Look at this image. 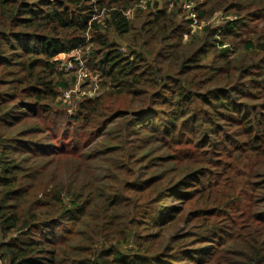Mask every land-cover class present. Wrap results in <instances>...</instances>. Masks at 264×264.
Returning a JSON list of instances; mask_svg holds the SVG:
<instances>
[{
	"label": "trees",
	"instance_id": "1",
	"mask_svg": "<svg viewBox=\"0 0 264 264\" xmlns=\"http://www.w3.org/2000/svg\"><path fill=\"white\" fill-rule=\"evenodd\" d=\"M188 1L202 2L191 9L198 19L229 2ZM236 1L226 10L237 21L225 26L219 43L209 31L183 43L192 21L178 2L0 0V264H180L173 255L180 238L165 237L170 210L154 217L144 205L158 189L179 194L180 185L151 177L148 163L146 173L137 171L141 147L134 140L138 130L155 134L157 127L174 140L185 124L201 123L195 101L240 127L247 149L237 155L243 180L226 187L236 211L229 231L213 225L203 236L213 244L184 250V257L191 264H264V114L235 100L253 99L240 89L245 78L264 96V31L242 39L247 9L264 0ZM229 36L239 41L225 47ZM240 46L245 58L232 61ZM216 47L222 65H204ZM79 49L74 71L55 61ZM84 68L87 82L95 75V95L77 99L78 92L70 96L71 113L64 106L54 111L77 78L63 76ZM242 182L246 189L235 196ZM214 204L202 210L204 217L225 207Z\"/></svg>",
	"mask_w": 264,
	"mask_h": 264
},
{
	"label": "rangeland",
	"instance_id": "2",
	"mask_svg": "<svg viewBox=\"0 0 264 264\" xmlns=\"http://www.w3.org/2000/svg\"><path fill=\"white\" fill-rule=\"evenodd\" d=\"M230 1L231 0H229V2ZM255 1L257 2L258 0ZM188 2L190 3L191 9L193 5L195 6L197 3H202L198 1H193V4L190 1ZM229 2L217 5L207 17L202 19L196 17L198 26L192 28L189 23L190 33L188 37L187 35L183 37V43H188L191 38L202 37L203 33L206 31H209L212 34L213 39L219 43L223 37L222 34L224 32L222 30L225 26L237 21L235 12L231 9L228 11L226 10ZM237 4L238 2L235 0L234 6ZM209 7L210 9L212 8V6ZM258 9L264 10V1L259 7L255 6L251 10L247 9L244 21L247 19L250 20L244 22L246 24L244 33L246 34L242 35V39L251 37L253 35L252 31H258L259 33L264 31V13H257L256 10ZM241 30H243V28L239 27L237 32L242 33ZM225 38V47L235 45L239 41V39H233L230 36ZM123 47L125 50L126 45H123ZM243 48V46L235 48L236 52L232 54V61L233 59H236L237 56L239 62L245 58ZM217 53L218 47L210 49V54H208L207 58L203 61V64L211 66L222 65L221 61L217 58ZM261 53L262 52L256 54L254 58H260L262 56ZM81 54L82 53L79 49L66 56H60L56 58L55 61L61 62L62 65L71 64L72 67L67 70L74 71L73 69L75 68V65L70 61L72 58L80 59L82 57ZM83 63L84 62L80 65L81 68H83ZM84 69H78L70 75L67 74L63 76V79L71 82L72 77L76 75V82L69 89L68 94L73 95L79 92L80 94L77 95V99L85 96L92 97V95H95L96 93V91L94 92L95 88L93 89L94 86L92 84V82L95 81V75L90 73L91 76L87 82V78L80 76V73H87V69ZM237 75L238 73L235 74V76ZM251 79L252 78L240 79L239 82L243 84L240 89H244L243 91L245 93H254L253 99L250 101L235 100L246 105V108L253 106L252 109L256 110L257 113L264 114V96L260 98L259 95H257L258 92L262 90H252V84H250L252 83L250 82ZM65 93H67V91L64 92V95ZM64 95L56 99L53 109L54 111L63 110L64 106L66 107L64 110L71 113L70 111L75 109V105L71 102L70 96L66 98ZM194 105L197 110H201V123L192 121L189 124H185L184 128L177 131V136L174 137L175 141L165 140L159 134L162 127L161 129L160 127H157L158 132L155 134L150 132L147 133L146 130L144 132H139L140 130H138L137 136L134 140L136 143H139L141 147L140 151H136L137 160L140 161L137 166V171L140 173H146L143 169H146L149 165V167H153L149 169V173H155L151 175V177L155 176V178H163L165 181L177 179L173 185H180L177 190L179 194L174 191L168 193L165 191L164 194H158L160 191L158 189L157 192L149 197L144 204L150 215H155L154 217H158L161 210H170L167 217H171L173 220L168 227L166 226V230H164L165 237L167 242L172 241V239L176 237L180 238L179 242L175 244V251L173 252V255L179 257L180 260L177 261V263L180 264H191V261L184 257V252L182 251L188 250L189 252L200 250L199 252H201L202 248L209 247V245L213 244L212 242L203 243V236H205L206 233L211 232L210 229L213 228V225H216L218 228L222 229V231H229V220L232 219V214L235 210L230 207V201L232 198L227 199V197L231 195V192L226 190V187H228L229 182L237 185V182L240 183V181L243 180L242 176L237 173V171L241 174L243 173L241 166H239L237 161V155L242 150L247 149L246 147H243L246 144L245 138L240 134L242 133L240 127H236V125H233L230 122H220L217 118L220 113H216L213 109L205 107L198 101H195ZM159 111L168 117V111L166 108H161ZM186 117H189V114H187ZM183 121H185V119ZM214 121H217V123H215L217 128L211 125ZM157 123L159 124V121ZM219 127L220 129H218ZM181 133H183L182 137H178ZM157 135L158 138H156ZM33 137L34 138L32 139H35L40 143L43 141L46 143L48 142L47 139L43 138V135H34ZM177 140H183L184 142L186 141V143L182 146H178L179 142H176ZM63 141L68 143V140L66 139H63ZM23 154L25 153H20L16 157L24 156ZM247 154L251 153L249 152ZM242 155L245 156L243 153ZM144 159L146 161H144ZM244 159L245 158L241 159L243 163L246 162ZM235 166L236 170L234 169ZM138 168L141 170H138ZM249 181L254 183V185H260V183H257L255 180L247 179V183H249ZM243 183L244 182L237 186L235 196L246 189ZM223 186L225 188H223ZM261 192L262 190H257V193ZM221 201H224L225 204L221 203ZM214 202L216 203L214 204L215 206L223 204L225 207L223 206L224 208L220 211L213 210L217 214L216 216L204 217V215H202V210H205L206 207H210L209 203ZM259 205L264 207V204ZM234 217L238 222L239 215L235 213ZM154 229L155 228L151 227V230L154 231ZM206 251L202 252H205L204 254L210 252L209 250ZM200 255L201 254L196 255V257H199Z\"/></svg>",
	"mask_w": 264,
	"mask_h": 264
},
{
	"label": "built area",
	"instance_id": "3",
	"mask_svg": "<svg viewBox=\"0 0 264 264\" xmlns=\"http://www.w3.org/2000/svg\"><path fill=\"white\" fill-rule=\"evenodd\" d=\"M151 1H154V2L156 1V2H159V3L160 2H163V3L167 4L169 7H172V5L175 2L180 3L183 9L189 11V13H188V15H189L188 20L192 21L191 27L193 28V27H196L197 26L196 15L191 11L190 3L188 2V0H151ZM71 67H72L71 64H68V65L65 64V68L66 69H68V68L70 69ZM80 76L87 78V75L86 74H83V73H80ZM64 96L66 98H68L71 95H69L68 93H65Z\"/></svg>",
	"mask_w": 264,
	"mask_h": 264
}]
</instances>
